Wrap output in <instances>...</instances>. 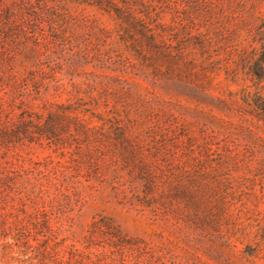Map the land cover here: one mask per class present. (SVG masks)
<instances>
[{
	"label": "rangeland",
	"instance_id": "374dc122",
	"mask_svg": "<svg viewBox=\"0 0 264 264\" xmlns=\"http://www.w3.org/2000/svg\"><path fill=\"white\" fill-rule=\"evenodd\" d=\"M264 0H0V264H264Z\"/></svg>",
	"mask_w": 264,
	"mask_h": 264
},
{
	"label": "trees",
	"instance_id": "16d2710c",
	"mask_svg": "<svg viewBox=\"0 0 264 264\" xmlns=\"http://www.w3.org/2000/svg\"><path fill=\"white\" fill-rule=\"evenodd\" d=\"M262 62L260 63V65L258 66V72L261 75V78H264V60H261ZM258 104L259 107L264 110V98L263 97H259L258 98Z\"/></svg>",
	"mask_w": 264,
	"mask_h": 264
}]
</instances>
